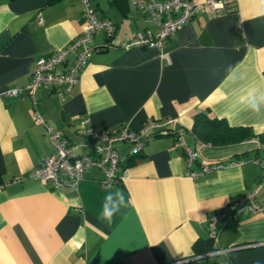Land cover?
I'll return each instance as SVG.
<instances>
[{"label":"crops","instance_id":"0c3cea01","mask_svg":"<svg viewBox=\"0 0 264 264\" xmlns=\"http://www.w3.org/2000/svg\"><path fill=\"white\" fill-rule=\"evenodd\" d=\"M148 1L89 0L115 24L108 45L104 31L94 33L97 49L70 90L59 96L42 85L32 98L23 89L17 95L7 90L23 88L37 58L82 31L81 4L0 0V181L8 180L0 190V264H264V213L218 220L217 242L206 226L258 183L264 197V141L212 146L191 131L194 116L207 112L264 133V0H220V7L205 6L181 24L161 49H123L120 43L135 32H157L136 5ZM148 120L159 124L149 129L152 138L140 153L130 152V141L114 143L121 169L110 187L101 185L103 172L95 165L76 188L28 175L53 152L48 126L93 156L101 140L79 129L115 132ZM179 125L187 143L199 145L194 169L240 163L189 177L173 144L171 131ZM117 190L125 206L109 224L98 217L104 197Z\"/></svg>","mask_w":264,"mask_h":264},{"label":"built area","instance_id":"2783aa9c","mask_svg":"<svg viewBox=\"0 0 264 264\" xmlns=\"http://www.w3.org/2000/svg\"><path fill=\"white\" fill-rule=\"evenodd\" d=\"M78 1L81 4L82 31L68 44L58 48L51 55L37 58L31 69L29 82L23 88L8 89V94L17 95L23 89L34 98L35 90L39 86L48 85L53 86L55 92L62 96L78 81L81 69L90 59L92 52L97 49V46L91 43L94 33L104 31L107 37L105 46L108 45L109 37L113 36L115 29L113 20L98 15L90 6L89 0ZM221 4L220 0H149L146 3L137 2L136 5L146 13V19L157 26V32L153 34L145 30H139L129 40L122 41L120 46L123 49L134 46L161 49L168 37L181 24L195 17L203 7L218 8ZM36 119L38 122H43L39 115ZM170 120L171 118H167V121ZM158 124L157 120H148L138 129L130 128L127 124H124L115 132H102L92 127L79 129V133L89 134L101 140L94 145L95 154L93 156L77 151L76 145L70 143L60 129L48 126L46 133L53 152L30 170L28 175L34 180L49 182L53 187L68 185L76 188L85 172L95 165L103 172V177L100 180L101 185L110 187L118 182V173L121 169V156L114 143L130 141L133 143L130 152L138 154L142 151L145 142L152 138V135L148 133L149 129ZM171 132L173 144L184 155L188 168L187 175L191 178H198L204 172L212 169L240 163L239 160L201 163L200 168L194 169L193 163L197 160L199 145L193 147L187 143L183 126H176ZM246 140L260 141L256 136ZM201 144L206 143L202 142ZM13 179L17 180L18 176ZM7 184L8 180L0 181V190ZM259 188L260 183L252 190L244 191L239 197L229 202L207 220L208 235L213 241L217 242L218 239V220L227 217L236 218L239 214L244 213H264V197L260 198L258 196ZM225 251H227L226 248L215 250L217 253Z\"/></svg>","mask_w":264,"mask_h":264},{"label":"trees","instance_id":"16d2710c","mask_svg":"<svg viewBox=\"0 0 264 264\" xmlns=\"http://www.w3.org/2000/svg\"><path fill=\"white\" fill-rule=\"evenodd\" d=\"M191 131L198 141L212 146L236 143L254 136L264 141V133H254L249 126L229 125L226 120L210 116L207 112H198L194 116Z\"/></svg>","mask_w":264,"mask_h":264},{"label":"clouds","instance_id":"9594fccd","mask_svg":"<svg viewBox=\"0 0 264 264\" xmlns=\"http://www.w3.org/2000/svg\"><path fill=\"white\" fill-rule=\"evenodd\" d=\"M123 206H125V201L121 192L117 190L115 192L108 193L102 202L101 212L98 219L110 224L113 217L120 212Z\"/></svg>","mask_w":264,"mask_h":264}]
</instances>
